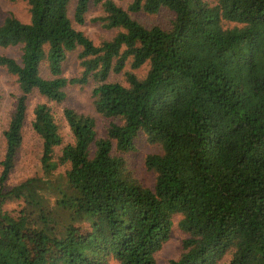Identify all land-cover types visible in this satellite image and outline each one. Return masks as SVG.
Here are the masks:
<instances>
[{
    "label": "trees",
    "instance_id": "1",
    "mask_svg": "<svg viewBox=\"0 0 264 264\" xmlns=\"http://www.w3.org/2000/svg\"><path fill=\"white\" fill-rule=\"evenodd\" d=\"M21 1L29 20L0 22V48H20L18 60L0 54L19 91L2 131L0 264H156L175 216L185 237L167 264H264V0H75L77 24L100 5L94 20L116 31L99 44L73 26L70 0ZM163 9L167 27L133 18ZM76 50L80 72L67 78ZM89 80L95 112L111 119L105 136L64 108L63 143L51 108L36 104L41 175L8 185L30 93L60 104ZM139 133L160 149L145 158L150 188L122 156Z\"/></svg>",
    "mask_w": 264,
    "mask_h": 264
},
{
    "label": "rangeland",
    "instance_id": "2",
    "mask_svg": "<svg viewBox=\"0 0 264 264\" xmlns=\"http://www.w3.org/2000/svg\"><path fill=\"white\" fill-rule=\"evenodd\" d=\"M114 1L123 8H126L129 3V0ZM208 1L212 2V0ZM74 5L75 0H70L69 17L72 24L75 29L83 32L87 37H89L93 43L99 44L101 41L109 39L116 33L114 29H106L100 22L94 20L96 17L103 14L100 5L90 4L89 9L85 14V20L80 25L73 20ZM8 14L14 15L23 22H27L29 20L28 7L26 3L21 0H0V22ZM133 18L148 27L152 25L167 27L172 16L168 10L163 9L155 14H145L141 12L135 13L133 14ZM0 54L7 55L18 60L20 56V48L18 46L6 49L0 48ZM77 55V50L70 52L62 65V74L67 78L79 75L80 66ZM137 71L142 74L144 69H139ZM42 74L45 77H49L48 70L45 66L42 67ZM108 80L124 82L122 73L111 74ZM94 85L95 82L89 80V82L84 85L68 86L66 88V99L60 104L48 101L37 91L30 93L27 101V116L23 126V140L16 157L15 167L8 178V185L12 186L26 178L41 175L39 162L41 143L31 127V120L33 117L32 110L36 104L44 103L51 108L59 125V131L61 133L63 143H67L72 140L71 132L63 117L64 108H71L78 113H83L93 117L95 120L97 137L105 136L107 126L111 122V119L102 117L95 112L92 98V89ZM18 94L19 91L16 77L9 74L5 68L0 67V161L4 152L2 131L8 124L13 104ZM59 151L60 150L58 148L56 153L58 154ZM159 151L160 149L157 144L149 142L144 133H139L135 140V149L122 155L126 161V167L130 174L137 182L145 187H152L155 179L154 172L147 169L145 166V158L147 155L158 153ZM17 207L18 203L16 201H7L2 205V209L7 211L15 210ZM179 218V216H175L173 218V226L171 228L170 235L156 253V264H167L170 259H174L179 256L181 252V243L185 237V234L177 225ZM110 262L111 264H117V262L113 260Z\"/></svg>",
    "mask_w": 264,
    "mask_h": 264
}]
</instances>
